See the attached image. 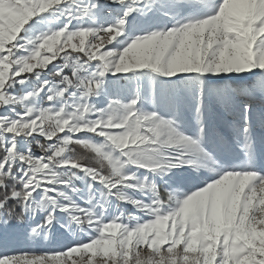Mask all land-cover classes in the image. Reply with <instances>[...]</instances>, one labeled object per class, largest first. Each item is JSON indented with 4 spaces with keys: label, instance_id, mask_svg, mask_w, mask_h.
<instances>
[{
    "label": "snow or ice",
    "instance_id": "snow-or-ice-1",
    "mask_svg": "<svg viewBox=\"0 0 264 264\" xmlns=\"http://www.w3.org/2000/svg\"><path fill=\"white\" fill-rule=\"evenodd\" d=\"M0 264H264V0H0Z\"/></svg>",
    "mask_w": 264,
    "mask_h": 264
}]
</instances>
